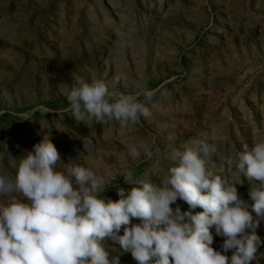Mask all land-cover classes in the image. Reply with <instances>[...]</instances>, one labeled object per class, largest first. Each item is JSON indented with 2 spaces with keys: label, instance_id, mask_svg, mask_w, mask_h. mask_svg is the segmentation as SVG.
I'll use <instances>...</instances> for the list:
<instances>
[{
  "label": "rangeland",
  "instance_id": "374dc122",
  "mask_svg": "<svg viewBox=\"0 0 264 264\" xmlns=\"http://www.w3.org/2000/svg\"><path fill=\"white\" fill-rule=\"evenodd\" d=\"M116 28L136 29L127 45ZM95 80L125 94L146 85L155 92L151 116L127 127L77 123L58 85L70 91ZM45 135L63 162L102 176L112 201L118 188L135 187L125 169L159 186L177 152L196 139L214 143L206 170L251 204L250 182L234 173L243 146L264 140V0H0V174L14 181L20 158ZM139 143L152 145L151 159L131 157ZM7 202L0 195V207ZM210 230L221 250L224 238ZM257 235L264 240V222ZM100 243L110 264H138L111 238ZM253 264H264V244Z\"/></svg>",
  "mask_w": 264,
  "mask_h": 264
},
{
  "label": "clouds",
  "instance_id": "9594fccd",
  "mask_svg": "<svg viewBox=\"0 0 264 264\" xmlns=\"http://www.w3.org/2000/svg\"><path fill=\"white\" fill-rule=\"evenodd\" d=\"M114 31L127 45L136 29ZM136 87L134 94L112 92L103 80H95L70 91L60 84L58 90L66 95L77 123L115 120L127 127L151 116L146 104L155 92L146 85ZM191 143L177 152L178 165L168 169L159 186L150 178L135 180L125 169L124 181L135 187L127 194L118 188L120 199L112 201L103 197L102 176L63 162L45 135L20 158L14 181L0 174V195L8 201L0 207V264H110L100 243L105 237L130 251L138 264H253L264 244L257 235L264 222V140L251 148L244 145L235 165L234 174L250 182L251 204L241 198L236 184L206 170L216 144L201 139ZM129 154L151 159L154 152L152 145L139 143L130 146ZM178 199L203 211L173 209ZM133 219L140 222L133 224ZM213 227L224 238L221 250L212 246Z\"/></svg>",
  "mask_w": 264,
  "mask_h": 264
}]
</instances>
